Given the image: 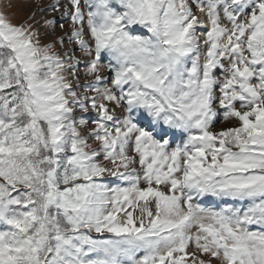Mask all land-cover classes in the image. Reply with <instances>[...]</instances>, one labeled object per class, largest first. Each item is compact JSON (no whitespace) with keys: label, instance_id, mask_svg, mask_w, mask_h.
<instances>
[{"label":"snow or ice","instance_id":"snow-or-ice-1","mask_svg":"<svg viewBox=\"0 0 264 264\" xmlns=\"http://www.w3.org/2000/svg\"><path fill=\"white\" fill-rule=\"evenodd\" d=\"M0 264H264V0H0Z\"/></svg>","mask_w":264,"mask_h":264},{"label":"rangeland","instance_id":"rangeland-1","mask_svg":"<svg viewBox=\"0 0 264 264\" xmlns=\"http://www.w3.org/2000/svg\"><path fill=\"white\" fill-rule=\"evenodd\" d=\"M20 18H22V17H20Z\"/></svg>","mask_w":264,"mask_h":264}]
</instances>
